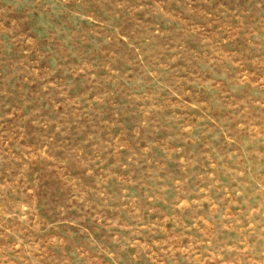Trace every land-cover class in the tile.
I'll return each instance as SVG.
<instances>
[{"label":"rangeland","instance_id":"1","mask_svg":"<svg viewBox=\"0 0 264 264\" xmlns=\"http://www.w3.org/2000/svg\"><path fill=\"white\" fill-rule=\"evenodd\" d=\"M0 264H264V0H0Z\"/></svg>","mask_w":264,"mask_h":264}]
</instances>
